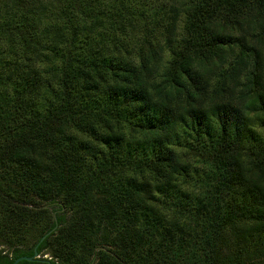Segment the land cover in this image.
Segmentation results:
<instances>
[{
    "label": "trees",
    "instance_id": "trees-1",
    "mask_svg": "<svg viewBox=\"0 0 264 264\" xmlns=\"http://www.w3.org/2000/svg\"><path fill=\"white\" fill-rule=\"evenodd\" d=\"M35 247L264 264V0H0V264Z\"/></svg>",
    "mask_w": 264,
    "mask_h": 264
},
{
    "label": "water",
    "instance_id": "water-1",
    "mask_svg": "<svg viewBox=\"0 0 264 264\" xmlns=\"http://www.w3.org/2000/svg\"><path fill=\"white\" fill-rule=\"evenodd\" d=\"M44 237H42L43 239ZM41 239V240H42ZM35 256H37V251H36V247L34 249V255L33 256H21L16 258L11 264H16L17 262H19L20 260H28V261H32L34 260ZM48 263H50L48 260H46Z\"/></svg>",
    "mask_w": 264,
    "mask_h": 264
},
{
    "label": "rangeland",
    "instance_id": "rangeland-1",
    "mask_svg": "<svg viewBox=\"0 0 264 264\" xmlns=\"http://www.w3.org/2000/svg\"><path fill=\"white\" fill-rule=\"evenodd\" d=\"M51 257L49 256L48 253H43L39 255V259H50Z\"/></svg>",
    "mask_w": 264,
    "mask_h": 264
},
{
    "label": "flooded vegetation",
    "instance_id": "flooded-vegetation-1",
    "mask_svg": "<svg viewBox=\"0 0 264 264\" xmlns=\"http://www.w3.org/2000/svg\"><path fill=\"white\" fill-rule=\"evenodd\" d=\"M37 253H38V252H37ZM33 255H34V253H33ZM33 255H32V256H33ZM17 258H18V257H17ZM34 259L40 260V259H39V254H37V256H35ZM42 260L44 261L45 259H42ZM0 261H1V260H0ZM20 261H21V260H20ZM17 263H18V262H17ZM17 263H16V264H17Z\"/></svg>",
    "mask_w": 264,
    "mask_h": 264
}]
</instances>
